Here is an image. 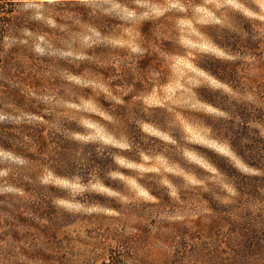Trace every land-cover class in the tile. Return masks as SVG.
I'll use <instances>...</instances> for the list:
<instances>
[{"label":"clouds","instance_id":"9594fccd","mask_svg":"<svg viewBox=\"0 0 264 264\" xmlns=\"http://www.w3.org/2000/svg\"><path fill=\"white\" fill-rule=\"evenodd\" d=\"M11 2L21 23L7 34L0 33L3 54L17 45L45 56L44 47L33 48L38 43L33 29H43L45 43L60 51L47 54L50 66L46 76L56 82L54 88L32 89L11 76H0V196H10L21 209L36 211L47 206L66 217L124 219L122 212L109 207L111 202L124 210L154 207L163 221L189 223L200 214L199 208L179 215L174 212L186 206L182 197L187 191L194 186L213 200L214 194L225 196V192L217 182L215 160L204 153L212 167L202 169L198 161L185 158L187 151L194 150L195 142L184 132L181 116L211 120L214 126L228 124L234 131L247 130L239 137V146L230 142L227 150L219 151L214 145L200 147L223 159L236 176L264 178V156L254 163L248 158L251 150L246 149L253 140H264V124L255 122L264 121V116L253 117V109L264 112V106L249 104L252 94L246 99L237 95L235 86L229 87L227 81L219 83V73H212L208 67L250 58V53L241 56L244 49H233L228 41L239 43L264 35V0ZM93 4L103 5L107 14L94 12L89 7ZM205 10L210 18L202 20ZM49 32L52 35H47ZM185 38L197 43L188 45ZM176 58L190 66L185 67L181 81L185 87L178 88L176 96L161 105L145 108L139 102L141 94L155 88L163 98L160 86L170 79L169 65ZM196 75L201 83L193 86L189 78ZM17 91L24 97V106L13 98ZM203 91L220 99L206 112L193 113L189 104L175 102L196 95L208 103ZM129 95L133 100L126 102L124 98ZM240 108L247 110V118L241 116ZM142 120L164 128L158 134L165 142L161 149L154 150V145L143 138H124L121 123L139 126L143 131ZM94 124L104 127L112 139L98 137ZM7 129L16 134L9 136ZM29 129L42 133V137ZM213 135L222 138L218 131ZM45 140L63 142L70 151L58 155L51 145L45 150ZM161 153L198 175L199 181L185 187L183 175L153 167ZM232 179L229 176L228 183ZM237 197L238 192L230 188L228 198L217 203H232ZM30 218L37 222L41 219ZM49 219L45 216L43 223ZM22 249L31 250L25 242L0 244V264H27Z\"/></svg>","mask_w":264,"mask_h":264},{"label":"rangeland","instance_id":"374dc122","mask_svg":"<svg viewBox=\"0 0 264 264\" xmlns=\"http://www.w3.org/2000/svg\"><path fill=\"white\" fill-rule=\"evenodd\" d=\"M89 7L98 14H107L103 5L93 4ZM209 18L210 13L205 10L201 19ZM188 27L190 31H195L190 24ZM39 30L38 43H35L33 48L44 47L46 55L42 57L30 48L13 45L5 54L12 58L0 76H11L21 84L37 90L57 86L55 81L46 76L50 65L42 67L38 63L41 60L50 62L47 54L58 53L60 50L51 44H46L44 34H41L43 29ZM89 30L95 29L89 28ZM47 35L52 33L49 32ZM185 39L188 45L197 43L196 40ZM228 43L233 49L243 48L244 52L240 55L250 53V58L223 65L209 64L208 67L211 68L212 73H219L217 76L219 83L227 81L230 82L229 87L235 86L234 91L237 95L246 99L252 94L253 100L248 101L249 104L264 106V35L257 34L252 40L239 43L228 41ZM27 57H32L36 61L31 62ZM185 67H190L187 61L176 58L169 65L170 79L160 86L164 94L163 98L153 88L146 94L142 93L139 102L145 108H149L161 105L165 99L175 97L177 89L185 87L181 82L185 76ZM189 79L193 86L201 83L198 75ZM253 89H255L254 93ZM202 94L208 103L200 100L196 95L181 97L175 102L189 104L193 113L206 112L208 108L215 107L220 102L219 97L208 91H203ZM13 98L20 106H24V97L18 91L13 92ZM124 99L126 102L133 100L131 95ZM105 107H108L106 102ZM33 110L39 111V109ZM239 111L241 116L247 118L246 109L240 108ZM105 115L107 116L108 113ZM258 115L264 116V112L257 113L253 109V117ZM180 119L188 139L195 142L194 150L187 151L185 158L198 161L202 169L212 167L210 159L205 158L204 153L211 160H215L216 170L219 173L217 182L222 185L225 192V196L214 194L216 200H213L206 193L196 190L194 186L192 190L187 191L182 197L186 206L175 208L174 212L179 215L183 212H195L199 208L200 214L195 219L189 223L166 222L160 219L161 213L154 207H133L124 210L111 202L109 207L122 212L124 219L107 216L66 217L52 212L47 206L36 211H31L29 208L21 209L10 196H0V229H2L0 244L7 246L12 242L28 243L31 250L22 249L27 257V264H264V178L249 179L236 176L234 169L223 159H217L213 152L200 147L203 144L214 145L216 151H219L227 150L226 145L230 142L239 146V137L246 135L247 130L234 131L228 124L214 126L211 120L200 119L197 116L189 118L181 116ZM121 120L123 121V118ZM255 122L264 124V121ZM140 125H143V131L139 126L134 127L130 123L122 122L121 130L126 134L124 138H143L154 145V150L161 149L165 142L159 139L158 134L164 131V128L158 123L143 120L140 121ZM93 126L96 127L98 137L104 141L112 139L104 127L95 124ZM5 131L9 136L16 134L12 129ZM29 131L31 134L39 133L31 129ZM217 131L222 138L213 135ZM50 145L52 151L57 152L58 155L70 151V146L63 142L44 141L45 150ZM246 149L251 150L248 158L258 163L257 157L264 156V140H253L246 145ZM152 166L183 175L186 180L185 187L199 181L198 175L188 172L178 161L162 153L158 155ZM229 176L233 178L232 183H228ZM230 188L238 192L234 202L217 203V200L228 198ZM150 194L155 195L151 191ZM188 205L191 207H187ZM32 216H39L40 222L30 218ZM45 216L50 217L47 224L43 223ZM242 223L250 228L249 248L245 246L240 235V230L244 226ZM132 229H135L134 233H131Z\"/></svg>","mask_w":264,"mask_h":264},{"label":"trees","instance_id":"16d2710c","mask_svg":"<svg viewBox=\"0 0 264 264\" xmlns=\"http://www.w3.org/2000/svg\"><path fill=\"white\" fill-rule=\"evenodd\" d=\"M20 23H21L20 16L16 12V6L11 2V0H0V33L7 34L8 30L14 29ZM33 30L36 33L40 31L39 29H33ZM11 58L12 57L10 55L6 56L5 54H3V49L0 48V69H2V72ZM27 59H29V61L31 62L36 61L32 57H27ZM48 64L50 65V62H48V60H41L40 63H38V65L42 67ZM2 72H0V74ZM33 135L37 137H41L42 133L33 134ZM242 224L244 226L243 229L240 230L241 231L240 235L245 246L249 248L248 242H250V233H249L250 228H248L246 224L244 223ZM249 227H251V225H249Z\"/></svg>","mask_w":264,"mask_h":264}]
</instances>
